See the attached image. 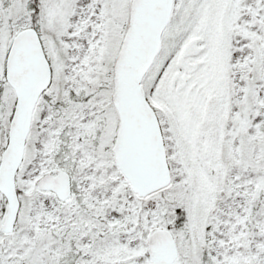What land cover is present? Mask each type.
Segmentation results:
<instances>
[{
    "label": "snow or ice",
    "instance_id": "6c2138e0",
    "mask_svg": "<svg viewBox=\"0 0 264 264\" xmlns=\"http://www.w3.org/2000/svg\"><path fill=\"white\" fill-rule=\"evenodd\" d=\"M0 264H264V0H0Z\"/></svg>",
    "mask_w": 264,
    "mask_h": 264
}]
</instances>
